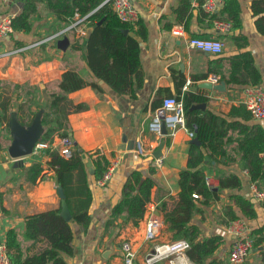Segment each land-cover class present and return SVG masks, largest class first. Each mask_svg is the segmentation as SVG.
Here are the masks:
<instances>
[{
	"label": "crops",
	"instance_id": "0c3cea01",
	"mask_svg": "<svg viewBox=\"0 0 264 264\" xmlns=\"http://www.w3.org/2000/svg\"><path fill=\"white\" fill-rule=\"evenodd\" d=\"M129 1L146 30L145 40L139 41L142 83L139 88L134 87L133 97L117 94L90 72L83 61L84 27L65 36L67 45L63 51L58 50L55 43L42 44L0 59V91L12 93L13 86L24 87L22 94H19L23 99L13 100L12 108L23 103L25 94L26 97L30 94L31 112L44 105L48 94L57 92L55 85L63 72L74 71L88 85L67 95L71 105L84 107L82 111L67 116V137L81 152L88 171L92 172V162L97 158L89 160L87 156L94 152L107 164L117 162L103 187H97L90 176L92 173L88 172L87 186L91 202L88 209L89 223L85 230L71 220L63 228L57 216H53L55 218L51 220L52 223L61 228L56 229L49 222L42 229L41 242L31 246L22 237L24 217L59 208L56 194L58 185L53 170L46 166L49 159L45 152L36 159L28 156L20 160L9 158L6 148L10 138L4 124H0V243H4L6 232L13 230L23 251L24 264L26 261L32 264H53L54 261L61 264H121L118 247L124 240L131 243L135 264H142L154 244L172 241L167 235L161 234L162 219L158 208L162 203L169 208L171 200L179 191L178 173L185 168L190 142L185 131L177 129L172 137H168V145L161 148V164H154L151 154L162 136L151 133L148 125L154 116H159L161 101L185 92L203 96L207 101L199 103L204 106L201 110L222 118L230 107L240 105L242 88L227 87L225 84L224 92L198 88L202 82H209L211 77L216 78L217 84L221 82L220 75L227 76L228 72L227 63L223 60L237 53L233 41L224 37L230 34L229 31L217 35L213 30L208 16L200 8L199 2L204 0H188L190 8L181 23L176 21L174 14L180 0ZM212 1L219 9L221 0ZM236 1L241 23L239 34L246 38L244 50L253 60L260 76L257 86L264 92V37L256 34L253 29V17L249 11L253 0ZM21 9V0H15L9 7L0 2V17L5 13L15 17ZM28 23V33L14 31L9 37L0 39V53L34 44L60 30L65 24L59 23L53 12L42 2L36 4V12L29 17ZM189 38L218 39L223 43V50L220 55L192 50L186 45ZM75 42L79 49L71 47ZM89 84H94L96 88ZM22 118L26 120L27 117L22 114ZM248 124H259L264 132V119L255 122L250 118ZM57 146L58 138H54L52 148L57 149ZM232 147L234 144L231 142L225 146V159L205 161L200 169L212 179L211 188L216 191L218 177L236 176L241 186L238 194L248 199V174L243 173V163ZM261 158L264 161V153ZM32 163L39 164L42 171L34 184L30 185L26 181L25 170ZM149 167L153 170L152 200L146 205L137 226L127 224L119 227L123 222L122 217L108 224L110 211L120 199L121 188L128 174L138 171L145 177ZM258 187L264 191V180L258 183ZM229 194L227 190L217 191V199L207 206L199 207V211L191 218L190 223L197 228L199 241L212 236H219L223 240L222 245L205 261L206 264L211 261L214 264H228L227 252L231 238L226 233L224 212L227 208H233ZM254 210L255 218L245 220L250 231L262 229V241L251 249L242 264H264V208L261 204H254ZM149 213L160 222L159 233L153 242H145L143 239L144 222ZM253 238L257 239L259 235Z\"/></svg>",
	"mask_w": 264,
	"mask_h": 264
},
{
	"label": "trees",
	"instance_id": "16d2710c",
	"mask_svg": "<svg viewBox=\"0 0 264 264\" xmlns=\"http://www.w3.org/2000/svg\"><path fill=\"white\" fill-rule=\"evenodd\" d=\"M103 0H21L20 14L13 17L11 25L13 32L28 33L29 17L36 12V4L44 3L55 15L59 23H66L74 13L85 16L95 10ZM180 5L174 10L176 21L181 23L187 10L190 8L188 0H180ZM201 2H199L200 4ZM249 11L253 17V29L256 34L264 37V0L250 2ZM219 19L230 26V34L224 35L233 41L237 50L226 60L227 76L220 75L219 80L227 87L243 88L248 85H259L260 76L253 65V60L244 49L247 45L246 38L239 34L241 23L239 19V5L236 0H221L220 8L214 15L208 16V21ZM97 22L99 25L94 26ZM84 28H91L87 38L83 39V61L93 76L103 82L111 90L119 95L128 94L133 97L134 87L139 88L142 83V75L139 66V41L146 38V30L140 20L134 24L120 23L108 5L98 8L87 18ZM126 30L127 34L123 33ZM236 33V35H234ZM131 34V36H129ZM79 49L77 44L71 46ZM86 84L74 71L63 72L55 85L56 91L48 94L43 106L31 112V98L26 97L22 104L12 108L13 100L23 99L19 94L24 87L13 86L12 93L0 91V124L7 128L8 116L14 113L16 120L27 126L36 112H41L40 126L42 133L37 143L47 145L45 155L48 157L47 168L54 172L55 182L61 187L64 201L67 206L71 221L82 230L89 223L88 209L91 202V193L87 186L88 170L86 169L82 154L78 148L70 142L68 149L70 157L62 159L56 149L52 148L54 138H67V116L80 112L82 105H71L67 95L75 92ZM90 87L96 88L94 84ZM182 104L184 127L193 133L199 145L188 144L185 168L178 173V193L171 200L168 208L165 203L160 204L158 212L162 219L161 234L169 237V240H186L189 244L185 252L186 257L193 264H206L213 252L222 245L223 240L219 236H212L199 241L197 228L192 225V216L199 211V207L207 206L217 199V191H230L229 200L233 208H227L224 212L226 225L229 221L243 217L246 220L255 218L254 203L238 194L241 186L239 179L230 175L218 177L217 191L207 188L204 184L205 174L200 165L207 162H216V159H225V146L230 142L234 144L232 150L243 163V169L248 174L250 182L256 183L264 180V161L261 154L264 153V132L259 124H248L249 114L242 106H232L224 115V118L213 115L205 110L192 109L195 104L204 103L207 99L191 93H182L175 97ZM28 103V105H26ZM25 105V106H24ZM26 108V111L24 109ZM22 114L27 118L24 120ZM233 135V137H232ZM167 146L169 138H161ZM1 149V147H0ZM93 170L90 175L94 181L98 180L105 172L107 163L97 158L92 162ZM42 167L32 163L25 170L26 181L32 185L39 177ZM148 175L142 176L138 171H131L126 177L119 201L112 207L108 224L119 217L123 222L119 227L131 225L136 227L142 219L145 207L151 202V190L154 182L151 178L153 170L147 169ZM233 192V193H231ZM195 195L196 198L191 196ZM264 208V201L261 203ZM238 214V215H236ZM57 216L65 228L66 222L59 216V208L24 217V241L31 243L41 242L42 229L50 224L58 229L60 225L52 223ZM262 229L251 230V237L256 234L259 238H253V247H257L262 238ZM68 241V240H67ZM5 252L8 264H24L23 251L17 241L13 230H8L4 238ZM62 247L66 248L65 245ZM25 264H32L26 261ZM34 264V263H33ZM53 264H61L54 261ZM208 264H214L212 261Z\"/></svg>",
	"mask_w": 264,
	"mask_h": 264
},
{
	"label": "built area",
	"instance_id": "2783aa9c",
	"mask_svg": "<svg viewBox=\"0 0 264 264\" xmlns=\"http://www.w3.org/2000/svg\"><path fill=\"white\" fill-rule=\"evenodd\" d=\"M14 1L15 0H0L5 7L11 6ZM103 5H108L117 20L122 24H134L139 20V14L132 7L129 0H103L95 10L85 16L81 17L74 13L60 30L36 41L34 44L23 46L21 49H14L11 52L0 53V59L20 51L24 52L31 48H36L42 44L53 45L57 40L65 37L68 33L75 31L80 27H84L83 24L87 23V18ZM200 8L207 16L214 15L218 10L217 5L212 0L202 1L200 3ZM12 19L13 16L9 13H5L0 17V39L7 38L13 33L11 25ZM211 23L212 28L217 35H224L230 30L229 24L222 20L214 19ZM186 45L192 50L210 55H220L223 50V43L218 39L189 38L186 41ZM209 82L211 84H217V80L214 77L209 78ZM239 104L245 109L253 121L260 122L264 119V92L259 86L248 85L243 87L241 89ZM160 118H162L164 122V128L166 131L165 136L172 137L177 129H182L187 134L189 140L193 138V133L186 130L184 127L182 104L174 97H167L161 101L159 116H154L151 123L148 125V130L159 137ZM69 144L70 140L67 138L58 139V146L56 150L62 159L70 157V151L68 149ZM46 149V144L36 143L31 150L30 157L36 159L40 154H43ZM137 151L140 153L138 145ZM87 157L89 160L98 158L95 152L88 154ZM154 164L159 166L161 164V159H154ZM116 165L117 162L115 161L107 165L105 172L98 180L95 181V185L97 187H103L107 184L112 172L116 168ZM243 173L247 174L246 171ZM203 180L207 188L212 187V179L210 177L204 176ZM247 192L248 199H250L254 204L260 205L264 201V191L260 189L256 183L249 182ZM191 197L196 198L195 195H192ZM159 230V220L153 214L149 213L144 222V241L153 242L157 237ZM250 232L251 231L249 230L247 222L244 218H235L227 223L226 233L231 238L229 250L227 252L228 264H242L246 259L247 255L253 248V238L251 237ZM188 248V242L183 239L170 241L164 244H154L151 248V252L146 255L142 264H157L160 262L164 264H193L185 255ZM118 250L121 264L135 263V253L128 240L122 241L119 244ZM0 264H8L4 243H0Z\"/></svg>",
	"mask_w": 264,
	"mask_h": 264
},
{
	"label": "water",
	"instance_id": "95a60500",
	"mask_svg": "<svg viewBox=\"0 0 264 264\" xmlns=\"http://www.w3.org/2000/svg\"><path fill=\"white\" fill-rule=\"evenodd\" d=\"M99 24L100 22H97L94 26H97ZM93 27L86 29L84 36L85 38L88 37ZM123 33L127 34V31L124 30ZM129 36H131V34H129ZM66 45H67V39L65 37H62L61 39L55 42L56 48L61 51L65 50ZM198 88L207 91L213 90L216 92H224L225 85L222 81L219 82L218 84H211L210 82H202L201 84L198 85ZM203 107L204 106L202 104H199V105H194L191 108L201 110L203 109ZM40 117H41V112H36L31 122L27 126H22L16 120L15 114L13 112L9 114L7 121V131L9 134L10 141L6 148V153L9 156V158L14 160H20L30 155L33 146L37 143L42 133V128L40 126ZM159 134L162 137L166 135L164 122L162 118H160V122H159ZM189 143L195 144L197 146L199 145V142L197 141L196 138H192ZM163 145L164 142L160 140L156 149L151 154L153 159H157L161 156V148ZM88 172L89 174L92 173L91 171ZM56 194L59 199V209H60L59 216L63 219L64 222H68L71 219L67 206L64 201V196L61 187L58 186L56 188Z\"/></svg>",
	"mask_w": 264,
	"mask_h": 264
},
{
	"label": "rangeland",
	"instance_id": "374dc122",
	"mask_svg": "<svg viewBox=\"0 0 264 264\" xmlns=\"http://www.w3.org/2000/svg\"><path fill=\"white\" fill-rule=\"evenodd\" d=\"M5 132H6V129H5ZM8 140H9V139H8ZM28 157H30V155H29Z\"/></svg>",
	"mask_w": 264,
	"mask_h": 264
}]
</instances>
